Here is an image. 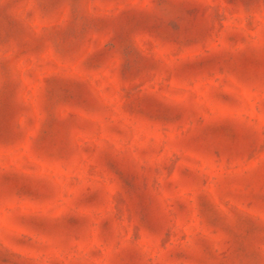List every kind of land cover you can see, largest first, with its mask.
Listing matches in <instances>:
<instances>
[{"label":"rangeland","instance_id":"rangeland-1","mask_svg":"<svg viewBox=\"0 0 264 264\" xmlns=\"http://www.w3.org/2000/svg\"><path fill=\"white\" fill-rule=\"evenodd\" d=\"M0 264H264V0H0Z\"/></svg>","mask_w":264,"mask_h":264}]
</instances>
